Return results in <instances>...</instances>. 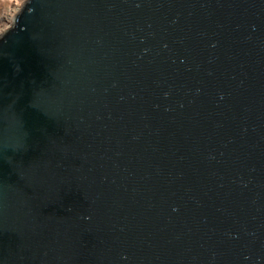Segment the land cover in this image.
<instances>
[{
  "label": "water",
  "instance_id": "95a60500",
  "mask_svg": "<svg viewBox=\"0 0 264 264\" xmlns=\"http://www.w3.org/2000/svg\"><path fill=\"white\" fill-rule=\"evenodd\" d=\"M30 6L0 41V264H264V0Z\"/></svg>",
  "mask_w": 264,
  "mask_h": 264
},
{
  "label": "clouds",
  "instance_id": "9594fccd",
  "mask_svg": "<svg viewBox=\"0 0 264 264\" xmlns=\"http://www.w3.org/2000/svg\"><path fill=\"white\" fill-rule=\"evenodd\" d=\"M31 4L32 0H0V5L4 6L0 10V41L6 42L8 34L17 28L19 18L25 9L27 13H33L34 8L30 6Z\"/></svg>",
  "mask_w": 264,
  "mask_h": 264
},
{
  "label": "rangeland",
  "instance_id": "374dc122",
  "mask_svg": "<svg viewBox=\"0 0 264 264\" xmlns=\"http://www.w3.org/2000/svg\"><path fill=\"white\" fill-rule=\"evenodd\" d=\"M3 7H4L3 5H0V10H2V9H3Z\"/></svg>",
  "mask_w": 264,
  "mask_h": 264
}]
</instances>
